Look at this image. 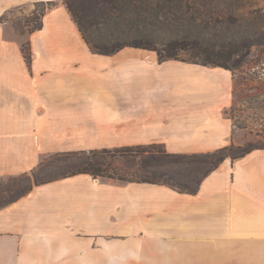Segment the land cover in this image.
Instances as JSON below:
<instances>
[{
    "label": "crops",
    "instance_id": "obj_1",
    "mask_svg": "<svg viewBox=\"0 0 264 264\" xmlns=\"http://www.w3.org/2000/svg\"><path fill=\"white\" fill-rule=\"evenodd\" d=\"M49 0H0V178L51 153L237 142L231 70L125 47L93 53L64 0L23 34L6 16ZM0 264H264V148L224 159L196 192L78 173L0 207Z\"/></svg>",
    "mask_w": 264,
    "mask_h": 264
},
{
    "label": "trees",
    "instance_id": "obj_2",
    "mask_svg": "<svg viewBox=\"0 0 264 264\" xmlns=\"http://www.w3.org/2000/svg\"><path fill=\"white\" fill-rule=\"evenodd\" d=\"M64 1L93 53L115 54L125 47H134L156 52L161 62L181 60L220 66L234 73L246 63V58L254 46L264 47V7L241 13L240 6L235 0ZM35 5L41 8L34 12L29 32L42 28L45 12L55 6L56 1L37 2ZM3 18L5 16L1 17ZM23 52L30 63L29 40L23 44ZM156 144L162 143L149 145ZM162 146L164 150L161 151L150 150L145 144H138L59 152L80 158L74 170L61 177L88 173L108 180L165 183L179 191L196 192L202 180L224 159L242 157L254 149L264 148V143L259 146H237L232 143L205 153L168 152L163 144ZM145 155L155 159L188 158L195 163L196 169L199 163H207L210 166L196 178V186L189 187L185 183L160 182L141 176L122 177L121 172L111 161L118 157L142 158L146 157ZM41 164L42 161L39 166ZM142 164H145V160ZM35 169L32 171L34 177ZM50 180L53 179L35 181V184Z\"/></svg>",
    "mask_w": 264,
    "mask_h": 264
},
{
    "label": "rangeland",
    "instance_id": "obj_3",
    "mask_svg": "<svg viewBox=\"0 0 264 264\" xmlns=\"http://www.w3.org/2000/svg\"><path fill=\"white\" fill-rule=\"evenodd\" d=\"M235 1L239 4L241 13L264 7V0ZM37 8L40 9L41 6L34 5L14 9L4 18L9 21L17 33L23 34L24 43L28 39L29 27L33 24L34 12L37 11ZM233 78L234 98L232 105L227 110L233 121V134L237 141L232 143L237 146H259L264 143V47L254 46L246 58V63L234 71ZM145 145L150 150H164L162 144ZM145 156L142 158L118 157L111 161L121 172L122 177L141 176L160 182L185 183L189 187H195L196 178L200 177L210 166L207 163H199L196 169L195 163L188 158L176 160ZM108 159L110 158L108 157ZM143 160H145L144 165L142 164ZM78 162H80L79 157L67 156L64 153H51L46 155L42 164L35 169L36 177L32 175V172L1 177L0 205L25 193L35 181L60 178L63 174L73 171Z\"/></svg>",
    "mask_w": 264,
    "mask_h": 264
}]
</instances>
